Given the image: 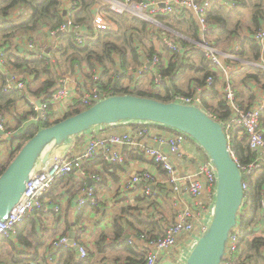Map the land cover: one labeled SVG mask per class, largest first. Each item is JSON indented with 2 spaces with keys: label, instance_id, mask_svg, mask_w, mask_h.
<instances>
[{
  "label": "trees",
  "instance_id": "obj_1",
  "mask_svg": "<svg viewBox=\"0 0 264 264\" xmlns=\"http://www.w3.org/2000/svg\"><path fill=\"white\" fill-rule=\"evenodd\" d=\"M69 1L70 3H77V7L71 10L70 14L73 25L82 24L87 30H85L86 38L81 47L77 44L71 32H60L67 19L62 10V0H0V41L3 42L2 46L6 50V64H9L14 70L20 71L25 77L24 81L26 83L22 91L5 92V87L9 83L8 77L0 71V112L7 111L9 108L16 106L18 101H25L27 104H29L31 98L33 100L43 98L47 101L58 84L59 69H63L64 65L71 70H74L75 66H82L83 64H87L89 68L94 71L102 69L103 76L101 77L103 81L101 80L99 86L102 89H109L114 86L115 88L113 89L115 94L113 96L134 95L155 99L165 103L175 102V94L181 93H173L171 87L167 88L166 94L163 95L159 90L153 92L134 88L133 91H129L131 87L121 86L123 78H126L130 70L134 71L143 67L146 61L152 60L153 57L157 55L160 58V63L155 66V69L158 76L161 77V82L157 83V79L155 78V88L157 87L158 89L160 85L166 86L169 82H175L183 70L189 67L191 69L194 68L201 74V77L196 80L201 87L206 85L208 78H215L213 86L203 92L200 108L221 124L230 120L232 117L231 110L227 106L223 96L217 90L219 74L215 72L213 64L205 57L201 49H196L195 47L194 49L190 48L192 45L191 43L177 36L176 44L179 46V51H177L175 55H171L167 63L164 62L161 49L168 53H170V50L164 45L163 36L173 33L171 29L180 32L183 27H187L190 32L189 35H193L196 40H199V27L192 13H190V10L179 8L172 14L158 15V17H156L157 21L166 24L167 26L165 28L161 26L160 23V25H156L130 13L115 14L111 12V17L118 23L119 30L96 31L91 24L87 25V23L91 15L90 13L93 12V8H95L99 2L101 3V0ZM135 1L140 2L142 0ZM261 1L262 4L258 6L257 11L253 14L252 23L250 25V30L254 32V37H243L241 35L240 24H236L232 29L231 18L225 15L222 5L217 1H213L207 12V23L214 27V29L210 30L208 33L209 36L216 35V30L219 31L218 34H227L229 40L235 39L242 43L241 48L233 52L238 58L243 57L245 55V50H247L246 47H249L252 49L254 58L260 60L262 46L255 39V35L264 27V0ZM16 11L17 13H26V15H24L25 17L19 16L15 19L14 15ZM174 23L178 29L172 26ZM43 28H47L49 31L56 33V43L51 50L49 49V56L41 54L38 57L32 56V58H29L28 56H21L19 50L20 55H18L17 51L11 47L12 39H17L22 35H28L27 37H30L31 34L37 33ZM186 35H188L187 32ZM155 41L160 42V49L156 47ZM187 48L191 49V51L187 52ZM174 59H178L175 64L173 63ZM151 69L152 67H148L144 74H148ZM256 71V74L251 76L250 79L263 85L264 88V70L256 69ZM116 73L120 74L118 80L114 77ZM172 77L174 79H170ZM29 78L33 80L29 82ZM92 82L94 85L95 82L93 80ZM37 84L38 86L35 87ZM185 95L192 96L193 94L190 92ZM237 98L239 99V96H237ZM254 103V101H250L246 107L244 103H240L239 101L242 109L250 108L254 106ZM31 104L34 108L35 105H33V102H31ZM83 111H68L61 120L52 122L50 118L54 113L53 109L50 108V117L48 120L31 123L25 131L12 140L10 156L3 165H0V175L3 174L24 144L40 129L53 126ZM34 114H36V112H34ZM27 116L28 114L18 118V121H24L28 118ZM261 125L264 131V111L261 115ZM224 130L227 135L231 136L230 147L237 163L240 165H249L255 162L258 155L250 149L247 137L245 135L240 137L239 130L235 127L231 130L224 128ZM90 132L91 131H88L85 134L88 135ZM86 161L88 162H84V169L88 170L87 174L90 175L97 173L94 171V168L98 165L104 166L108 171L115 169V165H120L119 163H110L106 161L103 156ZM91 168L93 170H91ZM61 181L64 180L62 179L57 183ZM249 181L250 188L246 193V198L238 217L240 241L238 251L234 257V264H264V227L260 226L262 220L261 203L264 197V170L259 171L256 176ZM57 183H55V185ZM38 212L43 213L45 211L37 210L34 213L36 214ZM33 226L34 220L32 217H28L17 226L16 234L13 237L7 238L5 236H0V242L9 246L11 250L16 253L15 255H10L8 259L4 253L0 252V264H25V262H27V260H19L21 259L19 257L23 256V252L18 249L25 248V246L29 245V236L34 233ZM119 231H117V233H119ZM143 234V232H140L137 236ZM120 236H122V233L118 234V237ZM160 236L154 237L157 238ZM129 242V239L126 240V244L131 247ZM77 243L79 244V242ZM65 250L66 252L64 254H66L67 257L62 256V258H58L60 264H89L92 259L91 257L94 256L88 252L87 259L76 262V253L69 246L61 248L59 253ZM54 258L56 257L54 256ZM136 258L135 261L134 258H130L128 262L132 264H144L145 257L143 254L139 255V258Z\"/></svg>",
  "mask_w": 264,
  "mask_h": 264
},
{
  "label": "crops",
  "instance_id": "obj_2",
  "mask_svg": "<svg viewBox=\"0 0 264 264\" xmlns=\"http://www.w3.org/2000/svg\"><path fill=\"white\" fill-rule=\"evenodd\" d=\"M205 1L207 0H195L198 4H202ZM209 1L210 3L217 1L222 5L225 15L231 18L232 29L236 24H240L241 35L243 37H254V32L250 30V25L252 23L253 14L257 11L258 6L262 4L261 0ZM62 3L64 15L71 13L72 3H70L69 0H62ZM100 4L99 2L98 5L93 8L95 13L100 10ZM190 13H192V16L198 24L199 40H196L193 35H189L190 32L187 27L182 28L183 35L178 32H176V34L180 38L191 43L192 45L190 48L194 49L195 47L199 49L197 43L202 40L201 27L198 16L192 11H190ZM24 15H26V13L18 12L14 15V18L17 19L19 16L25 17ZM213 29L214 27L209 25V30ZM85 30L84 28V31ZM186 32L189 36L186 35ZM218 32L219 31L216 30V35L214 36H209L208 34L206 38L207 42L218 50L224 64L230 69V81L237 96H239L240 103H244L247 107L250 101H254L255 105L262 100L264 88L263 85L250 79V77L256 74V69H263L260 66L262 64V58H260V60L258 59L259 61L255 59L252 49L249 47H246L247 50H245V55L238 58L233 52L241 48V41L235 39L229 40L227 34L222 35L218 34ZM34 34L41 36L40 39L45 38V43H47L48 46L45 52L48 49L51 50L56 43V33L49 31L47 28L40 29L37 33L31 34L30 37H32V35L35 36ZM11 47L17 51L18 54L27 53L25 52L27 50L22 47L15 48L12 45ZM186 51H191V49L187 48ZM161 53L164 54L165 50L161 49ZM168 54L169 57L163 56L165 63L170 59L171 52ZM0 71L4 75H7L8 82L16 80L25 83V77L21 73L19 74V71L14 70L9 64H6V61L3 63L0 60ZM59 71H62L64 74L71 72L73 75V78L59 75L58 79L59 82L61 78H68L72 91V97L70 99L72 103H77L79 98L83 96L85 90L83 91L82 88L85 86V82L89 81L92 83V80L94 81L96 76H99L103 81L101 77L103 76L102 69L94 71L91 70L87 64L75 66L74 70L64 65L63 69L61 68ZM135 71L137 70L133 72ZM149 71L148 74H142L138 78L126 76V78H123L124 83H121V86L125 87L129 85L131 87L130 91H133L134 88H142L141 85L145 82L146 85H150L148 90L153 92L159 90L163 95L166 94V89L170 87L173 89V93H181V95L189 94L190 92L194 95L198 93V89L201 88L196 81L201 77V74L194 68L191 69L189 67L183 70L175 82H169L166 86L160 85L158 89L154 87V79L156 78L157 83H160L161 77L158 76L155 67H152ZM217 73L219 74L217 90L223 96L226 77L220 71ZM170 79L174 78L172 77ZM32 80V78L28 79L29 82ZM222 81L224 83L221 84ZM37 86L38 84L35 87ZM40 99L43 100V98L35 100L31 98L29 104L25 103V101H18L16 106L9 108L7 111L0 112L5 118L6 127L8 123L15 125L13 130L9 129L14 133V138L25 131L31 123L35 122L32 117L38 116V113L34 114L33 111L29 112L27 107L34 110L31 102L35 103L37 106V102ZM19 108L23 109L24 115L28 114V118L22 122L18 121V118L24 115L19 116L16 114ZM52 109L54 113V117L52 116L53 119L63 118L67 113L64 105H58L52 107ZM5 112L9 114V117L4 115ZM126 129L127 126L125 123H120L114 127L104 129V132L120 134ZM152 129L154 134L158 136L172 135L175 131L163 126H153ZM14 138L5 137L0 142V159L8 156L5 162L10 156L9 153H11L12 140ZM86 143L87 137L85 135H80L71 138L67 143L61 146L50 148L48 151L50 156L49 162L46 165L58 164L70 153H72L73 156L80 155L86 149ZM153 145H155L153 140L150 139L147 141V146L150 147ZM122 154L124 156V162L120 163V165H115V169L108 171L104 166L98 165L94 168V171L97 173L93 175L87 174L88 170L86 169L85 174L75 172L65 178L64 181L57 183L45 194V212L33 213L29 216L34 220V233L29 236V245L25 246V248L18 249L23 252V256H20L19 258L21 259L19 260H27L25 264H60L58 258H62V256L67 257V255L64 254L66 250L60 253L58 252L54 261L51 262L49 260V255L52 241L64 236H69L70 238V235L74 233V241L79 242V245L85 247L91 255H94L91 257L92 259L89 264H126L128 259L134 258L135 261V259H137L136 257L139 258V255H142V244L136 242L130 247L126 244V240L135 239L140 232L151 236L163 235L166 227L175 222L179 208L195 207V201L189 196L185 178L189 174L195 173L200 164L208 159V156L203 152V149L197 142L190 138L182 145L180 153L173 157L178 175L182 179V195L178 203L179 206L172 200V190L167 182V175L161 167L157 166L151 158L147 157L140 150L123 148ZM86 162L88 161H85V163ZM46 165H43V167ZM91 170L93 169L91 168ZM142 172H149L154 179L152 187L155 191V195L152 198L146 196L143 186H137L127 191V186L132 177ZM89 189L94 192L97 201L96 206L79 208V201L85 198V191ZM117 231H119V233H117ZM27 232L29 233L28 230ZM120 233H122V236L118 237ZM68 246L75 251L73 247L70 245ZM178 247L180 249L185 248L184 239L180 241ZM0 252L4 253L8 259L10 255L16 254L9 246L1 242ZM75 253L76 262H78L80 259L76 251ZM171 263H173L172 258L167 257L165 254L161 255L158 262V264Z\"/></svg>",
  "mask_w": 264,
  "mask_h": 264
},
{
  "label": "built area",
  "instance_id": "obj_3",
  "mask_svg": "<svg viewBox=\"0 0 264 264\" xmlns=\"http://www.w3.org/2000/svg\"><path fill=\"white\" fill-rule=\"evenodd\" d=\"M210 5L211 3L209 0L202 4L196 3L195 0H142L138 3L132 2L131 0H101L100 10L96 13L93 10L89 17L93 20L91 25L96 31H118L119 25L112 19L111 12L115 14L130 13L154 24L155 22H153L151 17L156 18L160 14H172L179 8L188 9L198 16L202 37V40L197 43L198 47L202 50L205 57L213 64L215 72L220 71L226 77L223 98L231 110L232 117L228 122L222 125L227 130H231L233 127L239 130V136L242 137L245 135L250 149L258 155L256 161L249 165L238 164L243 174V189L246 198V193L250 188L249 180L253 179L259 171L264 170V131L261 125V115L264 111V96L262 100L257 102L254 106L247 109L241 108L237 93L230 81V69L224 64L218 50L209 44L206 39L210 31L207 23V12ZM76 7L77 3L71 4V10ZM66 17V22L69 27L68 32L71 30L77 44L80 47L83 46L86 38L84 26L73 25L70 13L67 14ZM111 19L115 23H113ZM66 22L62 27L65 30ZM255 39L262 46V64L260 66L264 69V28L256 33ZM164 42L170 49L172 56L179 51V46L176 42L169 40L167 37L164 38ZM5 51L2 43H0V60L3 63L6 57ZM27 51L30 53L29 55L33 57H38L41 54L45 55V50H37L32 40H30L28 44ZM177 61L178 59H174L173 63L175 64ZM159 63L160 58L156 55L152 60L146 61L145 65L137 69V71L128 72L127 76L138 78L147 71L148 67H155ZM114 77L118 80L120 74H115ZM94 82V85L92 82V87L83 93V96L79 98L77 103H72V101L70 102L72 91L69 80L68 78H61L51 97L47 101L43 99L41 120H39V117H33V121L48 120L50 117V108L58 105H64L67 112L81 108L87 109L115 94L113 89L115 88L114 86L109 89L100 88L99 84L101 79L99 76L95 77ZM214 82L215 78H208L206 85L199 88L198 93L192 96L176 94L174 96L175 102L200 108L201 94L210 89ZM24 88L25 83L12 80L5 87V92L22 91ZM36 110L39 111V108L36 107ZM116 125L94 128L91 130L90 134H85L87 143L83 153L77 156H73V154L70 153L58 164L42 166L35 172L27 185V190L20 203L14 208L6 221L0 222V236H5L7 238L13 237L16 234L17 226L24 222L31 214L37 210L45 211V194L53 188L55 183L62 179L64 180L72 173L81 172L85 174L84 162L86 160H93L103 156L104 159L110 163H123V148L142 151L147 157L151 158L157 166L162 168L167 175V182L172 190V200L178 205L182 195V179L178 175L173 157L180 153L182 145L186 143L190 137L178 131H174L172 135L158 136L154 134L152 127H161V125L138 121H126L125 125L127 129L120 134L104 132V129ZM5 127V118L3 115H0V141L5 137L14 138L13 134L6 132ZM227 136L230 143L231 136ZM150 139L153 140L155 145L149 147L147 146V141ZM185 181L187 183L189 196L195 201V207L179 208L175 222L167 226L163 235L160 237L155 238L154 236L144 233L143 235L137 236L135 239L129 240V245L131 246L136 242L142 244L141 253L145 257L144 264H158L162 254L171 257L174 264H186L193 248L202 234L206 231L212 219L218 187V174L212 161L208 158L206 161L202 162L198 170L195 173L189 174L185 178ZM153 182L154 179L149 172L135 174L127 186V191L137 186H143L146 196L152 198L155 195V191L152 187ZM96 203L94 192L89 189L85 191V198L79 201V208L95 207ZM261 208V227H264V197ZM183 239L185 241V248L180 249L178 245ZM69 241V236L60 237L52 241L49 255V260L51 262L54 261V256L56 257V254L61 248L69 245ZM239 241L240 230L237 225L229 236L225 256L221 264H234L233 261L238 251ZM73 246L78 249L80 260L88 258V250L85 247L79 245L76 241H74ZM126 264L132 263L127 262Z\"/></svg>",
  "mask_w": 264,
  "mask_h": 264
},
{
  "label": "water",
  "instance_id": "obj_4",
  "mask_svg": "<svg viewBox=\"0 0 264 264\" xmlns=\"http://www.w3.org/2000/svg\"><path fill=\"white\" fill-rule=\"evenodd\" d=\"M65 28L66 31L69 28L67 22ZM42 103V99L37 102L39 120L42 118ZM126 121L155 123L184 133L200 145L214 164L218 174L214 214L186 264H221L245 199L243 174L223 125L198 107L176 102L116 95L53 126L40 129L0 175V222L6 221L20 203L33 174L49 162L50 148L61 146L96 127ZM74 240L72 233L69 245L79 257L78 249L73 246Z\"/></svg>",
  "mask_w": 264,
  "mask_h": 264
},
{
  "label": "rangeland",
  "instance_id": "obj_5",
  "mask_svg": "<svg viewBox=\"0 0 264 264\" xmlns=\"http://www.w3.org/2000/svg\"><path fill=\"white\" fill-rule=\"evenodd\" d=\"M132 2H135V3H138L137 1H135V0H131ZM17 13V11L15 12V14ZM71 14V13H70ZM66 16V15H65ZM151 19L153 20V22H155V24H158V25H160L161 24V26H163L164 28L167 26L166 24H162L160 21L158 22L157 21V19L155 18V17H151ZM112 20V19H111ZM67 21V20H66ZM148 21V20H147ZM112 22L113 23H115L113 20H112ZM150 22V21H149ZM91 23H93V20H91L90 18H89V21H88V23H87V25H89V24H91ZM160 23V24H159ZM79 26H82V24L80 25L79 24ZM172 26H174L175 28H177V26H176V24L174 23ZM178 29V28H177ZM68 30H69V28H68ZM67 30V31H68ZM173 30V31H172ZM64 31H66L65 29H61V31L60 32H64ZM175 31V32H174ZM178 30H174V29H171V32H173V33H171L170 35H168V34H166L165 36H163V38H168L169 40H172L173 42H176V40H177V34H176V32H177ZM70 32L72 33V31L70 30ZM178 33H181L182 35L184 34L181 30H180V32H178ZM35 36H33L32 35V37H30V39H29V37H27V36H24V35H22L21 37L19 36L16 40H14V39H12V42H13V44H12V46L13 47H15V48H18V47H22V48H24L25 50H27L28 49V44L30 43V40H32L33 42H34V44L36 45V49L37 50H39V51H41V50H46V47H48L47 46V43H45V38H42V39H40L41 38V36H37L36 34H34ZM36 37V38H35ZM0 43H2V42H0ZM163 43H164V45H165V42H164V39H163ZM155 44H156V47L158 48V49H160L161 48V44H160V42H158V41H155ZM166 46V45H165ZM167 47V46H166ZM168 48V47H167ZM169 49V48H168ZM170 50V49H169ZM47 51H49V49L47 50ZM45 52V54L47 55V56H49V54H50V52ZM25 52H27V53H23V54H21V56H28L29 58H32V55H29L30 53L28 52V51H25ZM18 54V53H17ZM18 55H20V54H18ZM169 54H168V52H165L164 54H163V56L164 57H167ZM7 57V56H6ZM6 57L4 58V61H6ZM169 57V56H168ZM131 71V70H130ZM129 71V72H130ZM132 72V71H131ZM19 74H20V71L18 72ZM117 74V73H116ZM58 75H61V76H68V77H71V78H73V75L71 74V72L70 73H68V74H64L62 71L61 72H59V74ZM149 81V80H148ZM86 84H85V86L82 88L83 89V91L85 90V92L87 91V89H89V88H91L92 87V85H91V83L89 82V81H87V82H85ZM122 83H124V80H122ZM222 83H224L223 81L221 82V84ZM124 85V84H123ZM142 86V88H140V89H142V90H148L149 89V86L150 85H146L145 84V82H144V84H142L141 85ZM88 87V88H87ZM126 87H130L129 85H127ZM33 105H35L34 106V110H32V108H30V107H27V109H28V111L29 112H36V113H38V111L36 110V104L35 103H33ZM86 108H81V109H77V110H79V111H83V110H85ZM16 114L17 115H24L25 113L23 112V109H21V108H19V109H17V112H16ZM6 117H9V114H7L6 112H5V114H4ZM34 118L35 117H39V116H33ZM32 117V118H33ZM51 119V118H50ZM62 118H52L51 120H52V122H55V121H59V120H61ZM140 122H142V121H140ZM125 123V122H124ZM14 126L15 125H11V124H9L8 123V126L7 127H5V129H6V132L7 133H10V134H14V133H12V131H10V130H13L14 129ZM10 129V130H9ZM193 140V139H192ZM1 142V141H0ZM198 144V143H197ZM203 152H204V150H203ZM10 154V153H9ZM8 156H6V157H4V158H1L0 159V165H3L4 163H5V159L7 158ZM2 163V164H1Z\"/></svg>",
  "mask_w": 264,
  "mask_h": 264
}]
</instances>
